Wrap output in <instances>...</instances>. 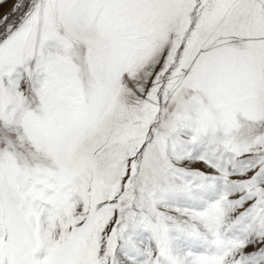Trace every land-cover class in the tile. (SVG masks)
<instances>
[{
    "label": "snow or ice",
    "instance_id": "6c2138e0",
    "mask_svg": "<svg viewBox=\"0 0 264 264\" xmlns=\"http://www.w3.org/2000/svg\"><path fill=\"white\" fill-rule=\"evenodd\" d=\"M0 264H264V0H0Z\"/></svg>",
    "mask_w": 264,
    "mask_h": 264
}]
</instances>
